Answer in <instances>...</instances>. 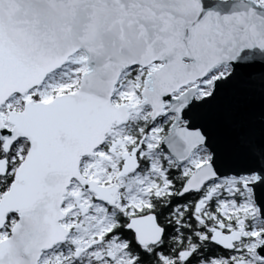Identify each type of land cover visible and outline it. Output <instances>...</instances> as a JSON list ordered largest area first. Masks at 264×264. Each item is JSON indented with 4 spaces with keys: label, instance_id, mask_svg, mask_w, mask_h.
Segmentation results:
<instances>
[{
    "label": "snow or ice",
    "instance_id": "obj_1",
    "mask_svg": "<svg viewBox=\"0 0 264 264\" xmlns=\"http://www.w3.org/2000/svg\"><path fill=\"white\" fill-rule=\"evenodd\" d=\"M0 264H264V0H0Z\"/></svg>",
    "mask_w": 264,
    "mask_h": 264
}]
</instances>
